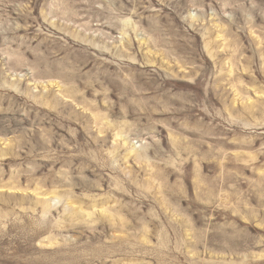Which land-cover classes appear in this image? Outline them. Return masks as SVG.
I'll use <instances>...</instances> for the list:
<instances>
[{
	"label": "rangeland",
	"instance_id": "374dc122",
	"mask_svg": "<svg viewBox=\"0 0 264 264\" xmlns=\"http://www.w3.org/2000/svg\"><path fill=\"white\" fill-rule=\"evenodd\" d=\"M0 264H264V0H0Z\"/></svg>",
	"mask_w": 264,
	"mask_h": 264
},
{
	"label": "bare ground",
	"instance_id": "6f19581e",
	"mask_svg": "<svg viewBox=\"0 0 264 264\" xmlns=\"http://www.w3.org/2000/svg\"><path fill=\"white\" fill-rule=\"evenodd\" d=\"M46 205V204H45ZM47 206V205H46Z\"/></svg>",
	"mask_w": 264,
	"mask_h": 264
}]
</instances>
